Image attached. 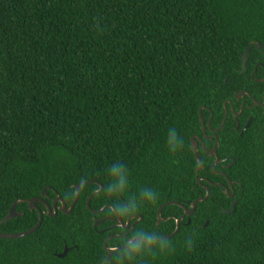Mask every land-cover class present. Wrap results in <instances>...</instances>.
<instances>
[{
  "label": "trees",
  "instance_id": "16d2710c",
  "mask_svg": "<svg viewBox=\"0 0 264 264\" xmlns=\"http://www.w3.org/2000/svg\"><path fill=\"white\" fill-rule=\"evenodd\" d=\"M264 44V0H0V234H19L38 222L28 201L56 198L68 209L75 186L88 182L70 214L44 215L33 234L0 239V264H264V113L245 109L252 123L240 136L230 117L218 134L223 171L234 199L219 187L198 203L178 233L137 242L106 263V237L121 228L93 229L94 219L139 221L125 238H162L176 229L186 205L205 195L198 178L224 183L191 138L201 117L217 127L223 105L247 91L261 101L264 48L254 46L245 71L241 56ZM247 103L250 104L248 99ZM175 132V149L169 133ZM116 166L121 174L113 175ZM221 168H218V170ZM122 175L125 187L115 185ZM202 180V185L207 183ZM94 195L90 209L86 201ZM111 193L109 194V192ZM151 193L152 196L145 195ZM21 215L2 223L11 206ZM232 214L222 213L231 210ZM43 213L45 207L37 203ZM110 206V207H109ZM134 220V221H135ZM133 221V222H134ZM208 221V225L204 224ZM111 222V221H108ZM67 248L65 257H56Z\"/></svg>",
  "mask_w": 264,
  "mask_h": 264
},
{
  "label": "water",
  "instance_id": "95a60500",
  "mask_svg": "<svg viewBox=\"0 0 264 264\" xmlns=\"http://www.w3.org/2000/svg\"><path fill=\"white\" fill-rule=\"evenodd\" d=\"M256 46L257 49L261 50L262 48H264V44H260L258 42H252L248 47L247 49H245V51L243 52L242 56H241V61H242V65H241V71L244 72L245 71V68H246V62H247V55L248 53L251 51V49ZM255 73V72H254ZM245 96H248V97H251L250 94L246 91H241V92H238L237 94L234 95V99L236 101H238L239 99H241L243 102H244V98ZM252 102H253V106H261L264 108V94L262 96V102H258L257 100L255 99H252ZM228 103H230V101H228ZM231 104V103H230ZM225 107V106H224ZM199 119H200V123H201V127H202V130L204 132V128H205V122L203 121V118L201 117V110H199ZM236 115V114H234ZM225 122H223V125H224ZM251 124V119H249L245 125V127L243 128V130L241 131V134L242 135L246 129L250 126ZM209 125V123L207 124ZM215 138V143H214V147L213 149L211 150V152H209V155L212 157L214 156V159H215V163H214V166L216 164L219 163V160H218V156H217V148H218V145H219V141H218V138L216 136H214ZM201 142V140H199ZM203 143V142H201ZM198 139L197 137H192L191 138V150L193 151V154H194V158L197 162V167H196V174L198 175L199 171L203 168V165L201 163V161L199 160V157H198V150H199V146H198ZM234 164V160H232V164L229 165V167H231L232 165ZM201 179H197V182L199 184H201ZM229 181V180H228ZM88 182H83L77 186H75V198L73 200V202L71 203V205L69 206V208L67 209L66 208V205L64 203V201L58 196V194L53 190L54 194L56 195V198L53 202V209H51L43 200L42 198H44L46 196V191L47 190H52L51 188H46L42 191L41 193V197L42 198H37V199H31L28 201V207L30 210H37V213H38V222L36 223V225L31 228L30 230L28 231H25L23 233H19V234H0V239H5V240H9V239H20V238H23V237H26V236H29L31 234H33L34 232H36L39 227L41 226L42 224V220H43V216L46 215V216H49V217H55L56 214H57V211H60L62 212L63 214H70L71 211L73 210L74 206L76 205V202L79 198V192H80V189L86 185ZM94 184H96L99 189L95 192H93L91 194L90 197H88L87 201H86V206L88 208L89 211H91V213H94L96 215L104 212L105 208H103L102 210L98 211V212H94L90 209V202H91V199L94 195H97V194H100L102 191H103V186L94 182ZM229 186L230 188L232 189L233 188V185H232V182L229 181ZM204 189H205V192H206V195L204 197H201L195 201H193L191 204H190V207L187 208L185 205H182V204H179V203H175V202H168V203H165L163 204L157 211V223L156 224H159V221L163 220L161 218V212L162 210L168 206V205H175L179 208H181L184 212V215L183 217H181L180 219H177L175 222H176V229L175 231L169 235V236H166V237H162V238H144V237H140V238H132L129 240L128 244L123 247V248H114V249H110V248H107V241L109 239H107L105 242H104V245H103V248L104 250L107 252V255H106V259H105V262L106 263H109L110 262V258L112 256L113 253L115 252H118V251H121V250H124L128 247H130L132 244L134 243H137V242H159V241H165V240H168L172 237H174L178 231H179V227H180V222L181 220L184 218V217H190L191 215H193L195 209H196V206L198 203H203L205 200H207V198L209 197V188L208 186H204ZM111 193V191L109 192V194ZM227 193V192H226ZM231 196V195H230ZM20 201L14 203L7 216L3 219L2 223H5L7 222L8 220L10 219H14V218H17L21 215V213H17L15 211V207L19 204ZM39 203V204H42L46 207V212L45 213H42L38 207L36 206V204ZM57 203L60 204V207L59 208H56V205ZM236 205H237V202H235L232 206H231V210L230 211H227L225 209H222V213L224 214H232L234 211H235V208H236ZM52 210H53V213H52ZM114 214H116V211L114 210V208H112ZM117 215V214H116ZM141 217L138 218L137 222L141 221ZM116 220H117V224L115 225V227L119 226L123 229H127V228H130L132 229L134 227V224L131 225V227H129V223L130 221H127L126 224L123 223V221L121 220V218L117 215L116 216ZM102 222V221H101ZM100 221L98 220H95L94 223H93V228L94 230H96V228L98 227V225L101 223ZM188 223H189V220H188ZM208 225V221H206V223L204 224V226H207ZM130 231V230H129ZM67 248L64 249L63 253L62 254H59L57 255L56 257L58 258H63L65 257L66 253H67Z\"/></svg>",
  "mask_w": 264,
  "mask_h": 264
},
{
  "label": "flooded vegetation",
  "instance_id": "af4514ba",
  "mask_svg": "<svg viewBox=\"0 0 264 264\" xmlns=\"http://www.w3.org/2000/svg\"><path fill=\"white\" fill-rule=\"evenodd\" d=\"M263 54H264V52H263ZM259 67H262V68H264L263 66H262V64H260V63H258V64H256V66L254 67V69H253V73H252V79L254 80V77H255V75L257 74V72H258V68ZM255 72V73H254ZM256 82H262V81H264V79H262V80H259V81H257V80H255ZM241 92V91H240ZM247 92V91H246ZM237 94V93H236ZM263 94H264V92H263ZM263 94H262V96H263ZM251 96V95H250ZM245 100H244V102L241 100V99H239L238 101H236L235 99H234V101H235V103L238 105V109L236 108V106H234L233 105V103L230 101V103H228V101H226V102H224V105H223V112H222V119H221V122H220V124L217 126V127H215V128H212L211 126H210V122H211V120L210 119H212V115L210 114V117H209V119L207 120V122L205 123V130H204V132H203V130H202V127H201V136L199 137V136H197V135H195L194 137H197V139H198V146H199V150H198V154H199V151H202V153L204 154V155H206V157L207 158H209L210 159V161H211V165H210V171L212 172V173H214L216 176H218V177H220V179H223V180H225L226 181V184H224V183H221V182H219V183H213V182H210V181H208L207 179L206 180H204V179H202V178H198V179H201V180H204L207 184L206 185H202V181H201V184H200V186L204 189V186H208V188H209V194H210V186H214V187H219L220 189H221V191H222V193L228 198V199H231V200H233L234 199V196H235V191H234V185H235V183L234 182H232V185H233V188L231 189L230 188V186H229V178H228V176H227V174L223 171L224 169H228L229 168V165H225L224 163H226L229 159H231V158H219L218 157V160H219V163L218 164H216L215 166H214V163H215V159H214V156H210L209 155V152H211V150L213 149V147H214V143H215V138H214V136H216L217 138H218V134L220 133V132H222L223 130H224V126H225V123H226V121L231 117L232 118V120L234 121V123H235V126H234V128H233V131L232 132H240V134H241V131L243 130V128L245 127V125H246V123H247V121L249 120V119H251V123H252V117L251 116H248L247 117V119L245 120V122H244V124L243 125H241L240 124V122H239V119L238 118H240L241 117V115H242V113H243V111L245 110V109H248V110H251V109H253V108H255V107H258V108H261V109H263V113H264V108L263 107H261V106H253V102H252V99H254V98H252V97H248V96H245V98H244ZM246 99H248L249 101H250V104L249 103H247V100ZM256 100V99H255ZM258 101V100H257ZM258 102H262V97H261V101H258ZM225 106V107H224ZM203 108H201L200 110H202ZM234 114H236V115H234ZM223 122H225L224 123V125H223ZM209 123V125H207ZM241 136V135H240ZM199 140H201V142H203V143H201ZM218 141H219V138H218ZM220 142V141H219ZM219 147H220V143H219V145H218V148H217V156H218V149H219ZM218 168H221V169H219L218 170ZM202 169H204V167L202 168ZM197 175V174H196ZM229 180V181H228ZM231 182V181H230ZM205 190V189H204ZM227 192V193H226ZM205 195H206V193H205ZM204 195V196H205ZM231 195V196H230ZM55 200V199H54ZM54 200L52 201V205H51V209H53V202H54ZM236 201H233L232 202V204H231V206L235 203ZM44 206V205H43ZM186 206V205H185ZM45 207V206H44ZM60 207V204L59 203H57V205H56V208H59ZM110 207V206H109ZM190 207V206H189ZM105 209H106V207H104ZM35 210V209H34ZM102 210V209H101ZM37 211V210H36ZM46 212V207H45V211L43 212V213H45ZM58 212V211H57ZM52 213H53V210H52ZM92 214H94V213H92ZM117 214V213H116ZM116 214H114V212H113V217H107V218H104V219H94V221L95 220H98V221H102L99 225H98V227L97 228H99L102 224H104L105 222L106 223H110L107 227H106V229H103V230H101V231H97L99 234H101V233H103V232H110L111 230H116V229H118V228H121V227H119V226H117V227H115V225L117 224V220H116V216L118 215H116ZM94 215H96V214H94ZM183 215H184V212H183V214H182V216L181 217H183ZM119 216V215H118ZM192 216V215H191ZM120 217V216H119ZM180 217V218H181ZM135 216L134 217H129L125 222H124V224H126V222L127 221H130V223H129V227H131V225L132 224H134V226L138 223L137 222V220H135ZM179 218V219H180ZM184 218H187V222H186V225H188L189 223H188V220H189V217H184ZM184 218L181 220V222L184 220ZM135 220V221H134ZM177 220V219H176ZM175 220V221H176ZM108 221H111V222H108ZM134 221V222H133ZM162 221H165L164 219L163 220H161V221H159V223L160 222H162ZM180 222V223H181ZM189 222H190V220H189ZM176 223V222H175ZM158 225V224H157ZM133 229V228H132ZM132 229H130V228H127V229H123V228H121V231L123 232H126V234H123V235H120V234H118V235H114V236H108V237H106V239H105V241L107 240V239H112V238H121V239H123V238H125L128 234H130V232H131V230ZM130 230V231H129ZM131 239V238H130ZM130 239H128L127 240V244H128V242H129V240ZM111 249V248H110ZM112 249H114V248H112ZM107 253V252H106Z\"/></svg>",
  "mask_w": 264,
  "mask_h": 264
},
{
  "label": "clouds",
  "instance_id": "9594fccd",
  "mask_svg": "<svg viewBox=\"0 0 264 264\" xmlns=\"http://www.w3.org/2000/svg\"><path fill=\"white\" fill-rule=\"evenodd\" d=\"M175 140H176V136H175V132L174 131H170L169 133V143H170V148L175 149L176 144H175ZM111 172L113 175H118L122 173V170L116 166H114L111 169ZM115 186L117 188H119L121 191L124 189L125 187V179L122 175L119 176V179L117 181V183L115 185H110V187ZM145 195H149L152 196L153 194L151 193H145Z\"/></svg>",
  "mask_w": 264,
  "mask_h": 264
},
{
  "label": "bare ground",
  "instance_id": "6f19581e",
  "mask_svg": "<svg viewBox=\"0 0 264 264\" xmlns=\"http://www.w3.org/2000/svg\"><path fill=\"white\" fill-rule=\"evenodd\" d=\"M81 184V183H80ZM77 186V185H76ZM37 199V198H36ZM91 212V211H90ZM94 223V222H93ZM94 229V228H93ZM97 229V228H96ZM106 255H107V253H106ZM106 259V258H105Z\"/></svg>",
  "mask_w": 264,
  "mask_h": 264
}]
</instances>
